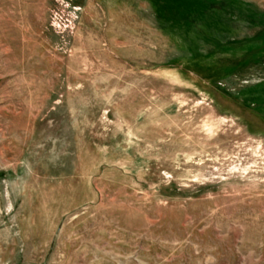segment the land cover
Here are the masks:
<instances>
[{
    "label": "rangeland",
    "instance_id": "374dc122",
    "mask_svg": "<svg viewBox=\"0 0 264 264\" xmlns=\"http://www.w3.org/2000/svg\"><path fill=\"white\" fill-rule=\"evenodd\" d=\"M0 264H264V0H0Z\"/></svg>",
    "mask_w": 264,
    "mask_h": 264
}]
</instances>
